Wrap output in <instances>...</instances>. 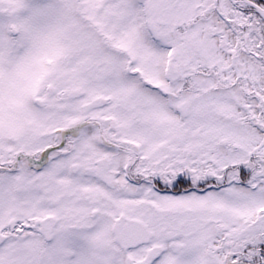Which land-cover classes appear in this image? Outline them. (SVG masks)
Masks as SVG:
<instances>
[{
  "label": "snow or ice",
  "instance_id": "obj_1",
  "mask_svg": "<svg viewBox=\"0 0 264 264\" xmlns=\"http://www.w3.org/2000/svg\"><path fill=\"white\" fill-rule=\"evenodd\" d=\"M0 264H264V0H0Z\"/></svg>",
  "mask_w": 264,
  "mask_h": 264
}]
</instances>
